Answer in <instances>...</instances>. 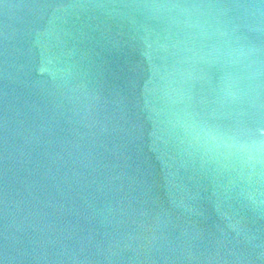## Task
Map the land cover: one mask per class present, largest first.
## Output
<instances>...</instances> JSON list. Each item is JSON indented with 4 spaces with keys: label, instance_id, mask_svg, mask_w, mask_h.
<instances>
[{
    "label": "water",
    "instance_id": "95a60500",
    "mask_svg": "<svg viewBox=\"0 0 264 264\" xmlns=\"http://www.w3.org/2000/svg\"><path fill=\"white\" fill-rule=\"evenodd\" d=\"M0 264H264V0H0Z\"/></svg>",
    "mask_w": 264,
    "mask_h": 264
}]
</instances>
